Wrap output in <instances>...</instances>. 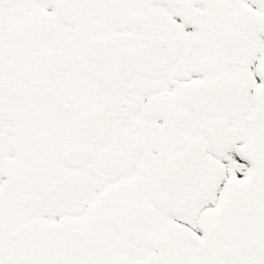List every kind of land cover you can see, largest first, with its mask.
<instances>
[{"label":"snow or ice","instance_id":"1","mask_svg":"<svg viewBox=\"0 0 264 264\" xmlns=\"http://www.w3.org/2000/svg\"><path fill=\"white\" fill-rule=\"evenodd\" d=\"M0 264H264V0H0Z\"/></svg>","mask_w":264,"mask_h":264}]
</instances>
